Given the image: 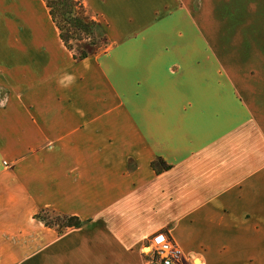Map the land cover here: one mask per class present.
Wrapping results in <instances>:
<instances>
[{"label":"crops","instance_id":"obj_1","mask_svg":"<svg viewBox=\"0 0 264 264\" xmlns=\"http://www.w3.org/2000/svg\"><path fill=\"white\" fill-rule=\"evenodd\" d=\"M186 1L124 5L84 60L50 16L7 24L0 264H150L159 231L175 264H264V52L225 63ZM42 209L84 224L59 234Z\"/></svg>","mask_w":264,"mask_h":264},{"label":"rangeland","instance_id":"obj_2","mask_svg":"<svg viewBox=\"0 0 264 264\" xmlns=\"http://www.w3.org/2000/svg\"><path fill=\"white\" fill-rule=\"evenodd\" d=\"M83 1L87 13L96 17L106 34L111 30L110 17L120 19L121 10L126 9L123 6L133 5V0ZM188 1L191 4L186 5L187 8L191 9L198 24L200 23L207 32L211 45L219 53L220 50L223 51L220 56L225 63L230 62L233 56L245 57V54L233 55V52L243 45L262 48L258 54L264 52V0H187L186 2ZM24 8L30 10L34 18L44 20V17H47L50 22L48 10L42 0H0V39L6 35V28H13L7 24H13L14 17L18 20V17L25 16ZM89 47L87 42L78 43L75 52L79 54L82 49ZM105 51L106 49H101L97 53Z\"/></svg>","mask_w":264,"mask_h":264},{"label":"trees","instance_id":"obj_3","mask_svg":"<svg viewBox=\"0 0 264 264\" xmlns=\"http://www.w3.org/2000/svg\"><path fill=\"white\" fill-rule=\"evenodd\" d=\"M48 10L52 22L59 32L64 47L73 54L75 60H84L101 49H107L109 39L104 29L88 13L83 0H42ZM87 42L89 49L76 53L79 43ZM156 174L172 169L162 159L152 162ZM35 218L41 220L46 227L55 229L59 234L69 228H79L84 222L76 216L62 215L42 209Z\"/></svg>","mask_w":264,"mask_h":264},{"label":"built area","instance_id":"obj_4","mask_svg":"<svg viewBox=\"0 0 264 264\" xmlns=\"http://www.w3.org/2000/svg\"><path fill=\"white\" fill-rule=\"evenodd\" d=\"M144 253L150 264H175L183 256L181 248L165 231L150 237Z\"/></svg>","mask_w":264,"mask_h":264}]
</instances>
